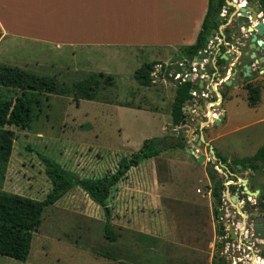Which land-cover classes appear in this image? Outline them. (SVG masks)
Returning <instances> with one entry per match:
<instances>
[{
	"label": "rangeland",
	"instance_id": "1",
	"mask_svg": "<svg viewBox=\"0 0 264 264\" xmlns=\"http://www.w3.org/2000/svg\"><path fill=\"white\" fill-rule=\"evenodd\" d=\"M258 17L264 20L261 11ZM67 52L65 48L40 45H0V64L52 77L68 87L97 73L113 78L112 84H105L103 78L98 80L96 101L41 95L38 106L33 108L29 129L0 128V143H9L7 155L0 150L1 192L44 200L50 183L39 156L77 178H100L113 172L119 160L136 153L143 140L164 137L166 143H172L181 138L184 147L166 149L131 168L113 188L104 208L90 201L78 187L70 188L44 208L40 226L32 233L26 261L20 263L0 256V264H210L217 259L226 264L236 249L235 239L230 240L227 232L228 225L234 227V212L244 205L242 201L251 205L260 199L264 203V166L251 172L231 162L253 155L264 144V75L251 79L259 88V100L252 107L237 78L226 79L232 82L231 86L236 84L237 90L224 83L216 87L224 114L217 126L208 124L200 134L195 132L204 142L198 139L197 145L188 137L190 126L176 127L164 121L169 115L172 92L168 88L138 85L130 71L135 68L131 59L104 57L100 51L88 59L87 52L80 49L73 50V55ZM85 60L88 63L84 64ZM173 60L170 59L171 66ZM224 75L220 73L218 77ZM14 93L0 87V99L12 98ZM118 105L146 109L162 118ZM199 118H203L202 113ZM218 134L215 143L224 154L219 153L225 164H219L215 151L208 147L207 139ZM188 151L208 159L213 156L214 160L207 162L204 158L199 164L191 160ZM205 169L219 182L218 204L210 196L204 204L195 203L201 195H196L194 189L202 195L213 190L212 182L202 176ZM242 182L249 192L259 195H244L245 199L232 202L234 189L225 185ZM221 211L224 216L218 215L221 219L214 220L213 213ZM107 222L114 234L113 242L103 234ZM220 228L227 233L221 238L217 236ZM241 249L252 255L258 251L256 244H245Z\"/></svg>",
	"mask_w": 264,
	"mask_h": 264
},
{
	"label": "crops",
	"instance_id": "2",
	"mask_svg": "<svg viewBox=\"0 0 264 264\" xmlns=\"http://www.w3.org/2000/svg\"><path fill=\"white\" fill-rule=\"evenodd\" d=\"M208 2L209 0H0V45L8 42L65 48L71 55L74 54L73 50L80 49L87 52L85 55L88 59L100 51L101 55L108 58L128 57L134 62L135 68L130 70L133 72L143 63L169 64L170 59L174 58L173 64H176L192 59L186 58L181 49L195 44ZM221 49L223 53H229L223 47ZM219 57L223 60L222 54ZM143 59L147 61L142 62ZM86 63L87 60L84 64ZM150 85L168 88V92H172V99L178 86L167 81ZM232 88L237 90L238 86ZM125 108L162 118L160 114L146 109L131 106ZM165 119V122L170 121V115H166ZM162 128L164 127L161 126V132ZM219 135L207 139L209 149L218 152V155L223 154L215 143ZM199 140L202 141L201 136ZM199 142L197 141V145ZM204 158L208 162V158ZM202 176L209 181L206 169ZM194 193L201 195L196 204H204L208 196L213 198L209 192L202 195L194 189Z\"/></svg>",
	"mask_w": 264,
	"mask_h": 264
},
{
	"label": "trees",
	"instance_id": "3",
	"mask_svg": "<svg viewBox=\"0 0 264 264\" xmlns=\"http://www.w3.org/2000/svg\"><path fill=\"white\" fill-rule=\"evenodd\" d=\"M255 1L264 16V0ZM224 3L225 0H209L208 9L195 44L181 49L186 58L191 59L197 56L205 37L208 36L211 29L216 27L215 19ZM222 62V59L217 56L215 64H221ZM154 64V62L143 63L133 72V79L138 85L144 87L150 85L149 73ZM101 78H103L105 84H112V76L97 73L76 81L68 87L66 84L58 83L52 77L39 76L18 67L0 64V87L16 92L12 98L0 99V128L13 126L21 130L29 129L34 117L33 108L38 106L41 95L71 97L76 101H96L98 80ZM193 87L190 82H184L176 86L169 111L172 126L179 127L181 125L182 108L184 103L191 99L188 91ZM245 90L248 106H255L259 100V88L247 85ZM118 106L128 107L126 105ZM2 135L3 133L0 132V140ZM165 140L164 137H152L143 140L136 153L128 159L119 160L113 172L106 173L100 178H77L64 171L52 160L39 156L44 166V174L50 183V191L44 200L34 201L0 191V256L24 263L28 256L32 233L37 231L40 226V218L44 208L54 204L72 187H78L90 201L98 206L106 207L111 191L131 168L137 167L145 160L157 157L166 149H182L184 147L181 138H176L172 143H166ZM0 150H4L3 154L7 155L9 143H0ZM214 156L221 164H225V160L220 155L214 153ZM231 162L235 166L239 165L242 169L251 172L257 171L264 166V144L253 155ZM206 174L209 181L212 182V196L217 198L216 182L208 170H206ZM103 234L108 241H114V234L108 222L104 224ZM225 234L223 228H220V231L217 232L219 238ZM226 240H229L228 237H226ZM210 264H225V261L217 259L212 260Z\"/></svg>",
	"mask_w": 264,
	"mask_h": 264
},
{
	"label": "flooded vegetation",
	"instance_id": "4",
	"mask_svg": "<svg viewBox=\"0 0 264 264\" xmlns=\"http://www.w3.org/2000/svg\"><path fill=\"white\" fill-rule=\"evenodd\" d=\"M243 1H245V4L241 5L242 0H229L228 11L226 13V16L221 21V25L226 24L227 26L222 30L223 42L225 43V47H223V49H225L224 51H229V53L225 55L226 60H222L223 62L221 64H215L217 57V54L215 53H217L222 48L220 46H218L219 48H216L218 50L215 53L214 50H210L208 51L209 54H207V51L206 54L208 61H210V59H213L215 65L214 68L208 66L209 73L214 74L212 80H216V78L220 79L218 77L220 76V73H227L229 74V78H231V81L234 78H237L240 81V84L238 86H240L246 94L245 87L247 85L255 86L254 83H252V81L254 80H251L254 75H264V62H260L259 60L261 58L264 59V35L255 37V39L252 41L251 33H253V31L247 32L246 27L248 25L236 27V21L237 17H239L240 9L250 7L253 3L252 0ZM257 41H260V44H257ZM249 45H253V47L250 48ZM251 54L254 55L253 58L250 57ZM228 61H232L233 63H229ZM245 68H248V75L246 77H243L242 74L246 71ZM231 81L230 86L232 85ZM236 86L237 85L234 84L232 87ZM225 186H229L230 189H234V193L237 194L238 200L244 198L245 194L242 191V188H240V185H232V183H226ZM212 191L210 192L211 194ZM218 192L219 190L216 189V193L219 197ZM258 195L259 193L256 196ZM218 197L214 198L215 202ZM242 204L244 205L238 208L239 211L234 212L237 216L234 218V222L232 223L234 226L233 230L236 245L239 244L240 246H244L245 244H251V246H254L256 244L258 250L263 255L264 239H260L258 238L259 235L256 236L254 234L253 225L259 224L262 228L261 235H264V203L260 199H257L254 200L251 205H248L245 201H242ZM252 211L257 212L258 219L250 216V213ZM239 212H241L244 217H242ZM214 215L216 216V219L214 218ZM218 217V213H213L214 220L221 219L220 217ZM237 236H240L239 240H237Z\"/></svg>",
	"mask_w": 264,
	"mask_h": 264
},
{
	"label": "built area",
	"instance_id": "5",
	"mask_svg": "<svg viewBox=\"0 0 264 264\" xmlns=\"http://www.w3.org/2000/svg\"><path fill=\"white\" fill-rule=\"evenodd\" d=\"M243 4H245V1L242 0L241 5ZM228 7L229 3L225 1V5L222 6L218 14L220 17H222V19L226 16ZM222 30L223 29H220L219 34L215 35L211 42L208 43L206 49L207 54H209L208 51L214 50L218 46L225 47V43L223 42L222 37ZM217 50L218 49H216V51ZM215 54L219 56L222 53L219 54L218 51ZM198 55L199 52H197V56ZM222 55L224 56V54ZM202 65L211 66L212 68H214L215 66L213 60H210V63H208L207 58L203 59V64H188L187 60L173 64L172 66L168 63H155L149 73V82L151 84L160 81H167L175 85H180L184 82H190L194 86L188 91V94L191 97L190 100L193 102V104L189 105V101H187L186 105H183L182 109H184V111L182 112L183 114L185 112V123L183 126L191 127L189 131V133H191L190 138L191 140L195 141H197L200 137L197 133H195L196 131H198V133L200 134L203 128H207L208 124H210V126L215 125V121L219 120V117L223 116L224 112L222 109L219 108L221 98L219 93H217L216 87L219 86L221 83L226 82V79L229 77V74L226 73V75H224L222 78H216V80H212V78L214 77V74L212 73H209L208 75H206L205 73L196 74V70L198 68H202ZM211 84L215 87H212ZM212 96L215 97V99L211 100ZM197 101H202L203 104L200 105L197 103ZM198 107H201L202 110L205 109L206 114H203L202 112L203 118H198L195 116V113L198 112ZM207 109L211 111V116L209 118L207 117ZM196 119H199L202 128H192V125ZM209 159L214 160L213 156H211V158ZM231 246L233 247V245ZM235 247L236 249L232 250L233 253L229 259L231 264H264V257L262 256L259 250L257 251V255H252V253L245 252V249L249 251V247H245V249L241 250L240 247L243 246L237 244L235 245Z\"/></svg>",
	"mask_w": 264,
	"mask_h": 264
},
{
	"label": "water",
	"instance_id": "6",
	"mask_svg": "<svg viewBox=\"0 0 264 264\" xmlns=\"http://www.w3.org/2000/svg\"><path fill=\"white\" fill-rule=\"evenodd\" d=\"M253 3L250 7L247 8H241L240 9V13H239V17H237V21H236V27H242V25H248L246 27L247 32H251L253 31L251 40L253 41L255 39V37H260L264 35V20H262L261 18L258 17V13L259 11V6L257 4V2L255 0H252ZM249 15V16H248ZM222 21V17H220L219 15L216 16L215 19V25L216 27L214 29H211L209 31V34L207 37H205V40L202 44L201 49H199V55L192 58L191 60H187L188 64L191 63H198V64H203V59L207 58V54H206V49H207V45L209 42H211V40L213 39V37L215 35L219 34V30L220 29H224L226 26L225 25H219V23H221ZM225 34V33H224ZM257 44H260V41H257ZM250 48L253 47V45H249ZM251 58L254 57L253 54L250 55ZM222 59V58H221ZM223 60H226V56H223ZM260 62H264V59H259ZM245 72L242 74L243 77H246L248 75V68H245ZM205 73L206 75L209 74V68L206 65H202V68H198L196 70V74H202ZM225 85H230V80L226 81L224 83ZM184 105H186V102L184 103ZM182 111H184V109H182ZM203 110L201 107H198V112L195 113V116L199 118L200 113H202ZM222 120V117L219 118V120L215 121V124H218L219 121ZM185 120H184V115L182 116V122L181 125H184ZM193 128H202V126L200 125L199 119H196L192 125ZM188 137H191V133L188 134ZM199 142V141H198ZM203 142V141H202ZM200 144V142L198 143V145ZM188 153H190V158L192 161H196L197 163L201 164L204 162V157L201 156H195L193 152L188 151ZM219 186V182H216L215 187L217 188ZM240 187L242 188V191L244 192V194L248 197H255L257 192H249L246 187H245V183H241ZM219 194V192H218ZM237 194L235 193L232 197H231V201H236L237 202ZM219 199H216V204L218 203ZM224 211H221L218 215H223ZM240 215L242 217H244L242 215V213H240ZM250 216L257 218V212L256 211H252L250 213ZM214 218L216 219V216L214 215ZM253 231L254 234L256 236H258V238L260 239H264V235H261L262 233V228L259 224H254L253 225ZM227 232L229 234V239L232 240L234 239V230L232 228L231 225H228L227 227ZM264 257V253L262 255ZM226 264H231L230 261H227Z\"/></svg>",
	"mask_w": 264,
	"mask_h": 264
},
{
	"label": "bare ground",
	"instance_id": "7",
	"mask_svg": "<svg viewBox=\"0 0 264 264\" xmlns=\"http://www.w3.org/2000/svg\"><path fill=\"white\" fill-rule=\"evenodd\" d=\"M210 116H211V111L209 109H207V117L209 118Z\"/></svg>",
	"mask_w": 264,
	"mask_h": 264
}]
</instances>
